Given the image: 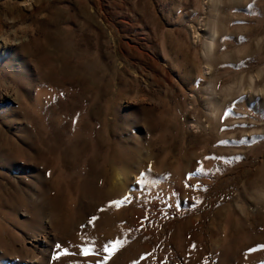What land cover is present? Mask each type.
Returning <instances> with one entry per match:
<instances>
[{"label": "rangeland", "instance_id": "obj_1", "mask_svg": "<svg viewBox=\"0 0 264 264\" xmlns=\"http://www.w3.org/2000/svg\"><path fill=\"white\" fill-rule=\"evenodd\" d=\"M0 264H264V0H0Z\"/></svg>", "mask_w": 264, "mask_h": 264}, {"label": "snow or ice", "instance_id": "obj_2", "mask_svg": "<svg viewBox=\"0 0 264 264\" xmlns=\"http://www.w3.org/2000/svg\"><path fill=\"white\" fill-rule=\"evenodd\" d=\"M226 115H227V113H226ZM125 199H127V198H125ZM113 203H115V204H120L121 202L118 201V202H113ZM92 219L94 220L95 217H93ZM116 243L119 244V241H117ZM55 247H56L57 249H59L61 246H60L59 244H57ZM114 250H115V248H113V251H114ZM81 251H82L83 255L87 257V256H89V255L92 253L93 250H92L91 248H89V247H83V248L81 249ZM104 251H105V252H108V246H105V247H104ZM63 254L66 255L67 253L65 252V253H63ZM59 255H60V254H57L56 256H54L53 259H59Z\"/></svg>", "mask_w": 264, "mask_h": 264}, {"label": "bare ground", "instance_id": "obj_3", "mask_svg": "<svg viewBox=\"0 0 264 264\" xmlns=\"http://www.w3.org/2000/svg\"><path fill=\"white\" fill-rule=\"evenodd\" d=\"M116 177H117L116 179H117V180H119V179H120V174H117V176H116ZM115 190H116V189H115ZM115 190H112L110 193H111V194H114V193H116V192H115ZM111 194H109V195H111Z\"/></svg>", "mask_w": 264, "mask_h": 264}]
</instances>
